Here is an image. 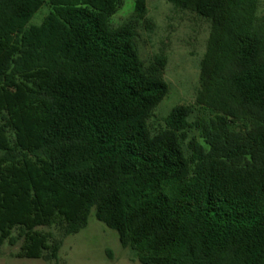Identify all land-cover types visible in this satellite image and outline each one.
Instances as JSON below:
<instances>
[{
  "label": "trees",
  "instance_id": "16d2710c",
  "mask_svg": "<svg viewBox=\"0 0 264 264\" xmlns=\"http://www.w3.org/2000/svg\"><path fill=\"white\" fill-rule=\"evenodd\" d=\"M167 1L211 30L195 106L154 134L168 60L141 57L147 0L117 27L124 0H0V252L58 264L95 212L141 264H264L260 0Z\"/></svg>",
  "mask_w": 264,
  "mask_h": 264
},
{
  "label": "rangeland",
  "instance_id": "374dc122",
  "mask_svg": "<svg viewBox=\"0 0 264 264\" xmlns=\"http://www.w3.org/2000/svg\"><path fill=\"white\" fill-rule=\"evenodd\" d=\"M136 0H124L112 18L117 27L128 21L134 12ZM42 8L31 20L30 25H40L48 14ZM259 14L264 15V0H260ZM151 29L138 26V45L142 59L150 64L156 55L167 57L164 80L169 85L168 96L155 109L149 120L152 133L165 127L164 119L171 110L180 105L195 106L200 87L201 61L207 50L211 25L209 21L188 11L176 9L167 0H147V16ZM51 232L55 229L40 228ZM19 246L5 245L0 252V264H55L45 260L18 259ZM58 264H141L135 251L124 248L118 233L106 227L92 212L86 229L76 235L63 238Z\"/></svg>",
  "mask_w": 264,
  "mask_h": 264
}]
</instances>
